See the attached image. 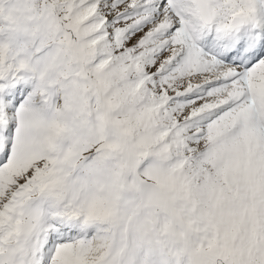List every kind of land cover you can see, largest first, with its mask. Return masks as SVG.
I'll list each match as a JSON object with an SVG mask.
<instances>
[{
	"label": "snow or ice",
	"instance_id": "6c2138e0",
	"mask_svg": "<svg viewBox=\"0 0 264 264\" xmlns=\"http://www.w3.org/2000/svg\"><path fill=\"white\" fill-rule=\"evenodd\" d=\"M0 264H264V0H0Z\"/></svg>",
	"mask_w": 264,
	"mask_h": 264
}]
</instances>
